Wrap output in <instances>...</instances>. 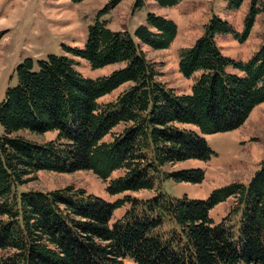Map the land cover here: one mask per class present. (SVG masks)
Instances as JSON below:
<instances>
[{
    "label": "trees",
    "instance_id": "obj_1",
    "mask_svg": "<svg viewBox=\"0 0 264 264\" xmlns=\"http://www.w3.org/2000/svg\"><path fill=\"white\" fill-rule=\"evenodd\" d=\"M179 1L155 0L161 7ZM257 1L251 0L243 38ZM120 2L108 0L83 48L68 49L94 69L121 64L108 75L84 77L65 55L50 54L36 68L30 59L15 67L17 83L0 101V264H125L126 257L136 264H264V159L248 183L230 182L206 199L171 197L155 187L161 178L201 182L202 169L162 167L209 159L213 152L202 135L237 129L264 102V41L247 61L225 56L216 37L236 31L213 14L194 44L180 50L182 76L197 75L190 93H178L159 79L156 62L142 50L143 44L168 48L175 22L150 12L134 30L135 42L100 19ZM242 2L229 0L227 8ZM123 84L113 100L100 101ZM23 131L56 134L37 142ZM80 170L107 181L109 195L127 194L109 201L72 185L20 190L39 171ZM116 171L121 173L110 178ZM142 189L155 194H129ZM229 198V215L214 222L210 210Z\"/></svg>",
    "mask_w": 264,
    "mask_h": 264
},
{
    "label": "rangeland",
    "instance_id": "obj_2",
    "mask_svg": "<svg viewBox=\"0 0 264 264\" xmlns=\"http://www.w3.org/2000/svg\"><path fill=\"white\" fill-rule=\"evenodd\" d=\"M108 0H0V101L7 88L17 83L15 67L25 59L37 67L39 60L48 55H65L74 60L75 69L84 77L97 78L108 75L121 64H109L101 68H92L88 61L74 56L68 49L83 48L88 27ZM121 0V2L100 16L113 30L128 31L135 42L134 30L145 24L146 16L152 12L173 20L177 26L175 38L170 46L153 50L142 45L147 58L156 62L160 71L159 79L178 93H190L195 76L185 78L179 71L180 50L190 47L202 35L203 24L216 14L230 23L236 34L228 33L216 37L222 53L234 60L247 61L264 41V0H258V12L254 15L252 27L246 37V20L250 13L251 0H243L238 9L227 8L229 0H180L170 7H161L155 0ZM227 71L235 72L228 66ZM123 84L111 93L100 98L106 102L113 100L126 87ZM199 130L192 125H182ZM118 130L120 127L117 128ZM3 133L0 126V135ZM22 136L44 142L55 137V131L34 135L28 131ZM213 154L207 160L187 159L174 164H166L163 171L172 172L181 169L199 168L204 171L201 182H175L170 178L157 180L155 187L171 197L189 199H206L216 188L233 181L248 183L264 159V102L257 105L246 121L237 129L214 134H203ZM121 171L112 173L110 178ZM107 181L98 178L92 171L80 170L73 173H56L39 171L32 180L20 187V190L47 191L72 185L83 188L106 200L122 198L127 193L109 195L106 191ZM138 198H149L155 190L142 189L129 192ZM233 199L229 198L213 207L209 215L214 222H219L229 215ZM128 204L114 211L113 220L122 216ZM125 264H136L129 257ZM237 264H243L239 262Z\"/></svg>",
    "mask_w": 264,
    "mask_h": 264
}]
</instances>
